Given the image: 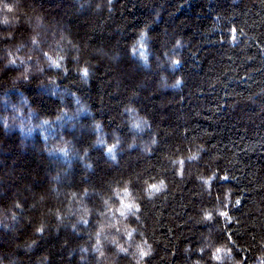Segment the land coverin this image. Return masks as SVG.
<instances>
[{"label":"trees","instance_id":"trees-1","mask_svg":"<svg viewBox=\"0 0 264 264\" xmlns=\"http://www.w3.org/2000/svg\"><path fill=\"white\" fill-rule=\"evenodd\" d=\"M4 3L14 11L0 23V264H133L139 232L125 244L106 226L103 200L125 179L138 189L157 175L169 190L143 205L147 264H192L196 253L184 245H195V214L208 202L194 177L211 171L229 176L213 183L212 198L226 188L233 203L242 198L236 244L264 235V0ZM231 26L244 34L234 47L222 42ZM46 51L64 58L60 68ZM199 144L207 149L199 165L186 162L183 180L170 175L168 157Z\"/></svg>","mask_w":264,"mask_h":264},{"label":"clouds","instance_id":"clouds-1","mask_svg":"<svg viewBox=\"0 0 264 264\" xmlns=\"http://www.w3.org/2000/svg\"><path fill=\"white\" fill-rule=\"evenodd\" d=\"M240 0H230V4H238ZM14 11V6L12 4L4 3V0H0V23L7 24L9 22L8 13ZM14 18V17H13ZM220 19L219 12L213 14L212 21H218ZM143 35V33H142ZM243 32L238 35L235 26H231L228 38L224 43H228L231 47H234L239 43L240 36H243ZM188 36V35H187ZM36 43L35 38L32 41ZM176 46L180 45L179 39L175 42ZM143 48V45H140ZM54 68H60V60L63 57H58L53 59L52 56L46 51L43 53ZM144 53L141 52V57L143 58ZM184 55L176 56L171 60V66L177 70L183 64ZM15 59H11L10 63L15 64ZM65 74L67 70L65 69ZM82 76H88V69L85 67L82 69ZM184 77L181 71H176L174 78V87L179 92L182 90L184 85ZM75 95V93H74ZM147 122V121H145ZM100 125L97 124V127ZM155 143V140L153 141ZM115 148L114 144H108L104 148L105 155H110L111 160L115 163L116 156L113 154ZM207 151L205 145L199 144L194 148L189 146L183 152H177L174 155L168 157V168L169 174L174 176L177 180H183L185 177V163L195 162L197 166L199 165L200 158L202 154ZM151 155V153H150ZM92 166L89 165V168ZM195 180L198 184H202L201 189L202 196L208 199L207 203L202 204L197 210L194 218V223L201 225L202 229L197 237V241L194 242L190 240V243L184 245V251L187 252L189 247H192L196 253L193 258L192 264H264V235H261L259 239L255 234H251L250 241L243 247L236 244V241L231 235L233 226L239 223V220L233 210L239 208L242 202L241 197H237L232 202V190L231 188L225 189V194L223 197L216 196L212 198V185L219 178L222 182L229 180L227 174L220 175L217 171H211L206 176L203 174L195 175ZM169 190V183L167 175H157L148 176L140 181L139 188H134L132 186V181L125 179L122 184L118 187H114L112 190V196L108 199L103 200V204L106 206L105 212L111 218V223L106 226L109 228H114L116 232L121 233L124 237L125 244L129 241H133L136 234L139 232L140 240L135 242V251L131 257L133 264H147V259L153 255V246L148 242L145 237L144 231H139V229L144 228V220L142 219L143 205L146 201H154L157 196L161 194H167ZM83 191L86 193L87 188ZM72 196L75 197L76 193L73 192ZM114 198L115 203L110 202ZM17 207H20L17 204ZM105 213H101L104 215ZM88 210H84L83 223L85 226L88 224ZM57 219H59V214H57ZM139 225V228H138ZM103 225L100 231H97L96 244L94 247L100 245V232L103 231ZM38 234L43 232V227H38L36 229ZM211 234L212 239L205 243L203 246L200 245L199 237L201 235ZM113 243H116V237L112 238ZM131 246V245H129ZM116 248L120 253L127 254L128 247L123 244L116 243ZM205 250H207V255H205ZM239 253L237 257L236 253ZM100 256L104 253L101 251ZM173 255H176L173 252ZM204 257L203 260L200 257Z\"/></svg>","mask_w":264,"mask_h":264},{"label":"rangeland","instance_id":"rangeland-1","mask_svg":"<svg viewBox=\"0 0 264 264\" xmlns=\"http://www.w3.org/2000/svg\"><path fill=\"white\" fill-rule=\"evenodd\" d=\"M7 130L9 131V129L6 128V131H7Z\"/></svg>","mask_w":264,"mask_h":264}]
</instances>
